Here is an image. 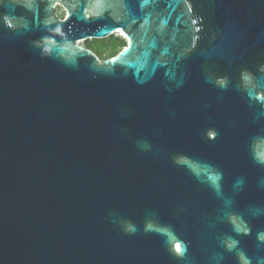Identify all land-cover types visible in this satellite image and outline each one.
Returning a JSON list of instances; mask_svg holds the SVG:
<instances>
[{
  "label": "water",
  "instance_id": "1",
  "mask_svg": "<svg viewBox=\"0 0 264 264\" xmlns=\"http://www.w3.org/2000/svg\"><path fill=\"white\" fill-rule=\"evenodd\" d=\"M262 235L264 0H0V264H264Z\"/></svg>",
  "mask_w": 264,
  "mask_h": 264
},
{
  "label": "flooded vegetation",
  "instance_id": "2",
  "mask_svg": "<svg viewBox=\"0 0 264 264\" xmlns=\"http://www.w3.org/2000/svg\"><path fill=\"white\" fill-rule=\"evenodd\" d=\"M64 14L65 13H64L63 9L59 6V15L61 17H64ZM113 36H117V37L120 38L119 39V43L116 44V42L113 40ZM107 38H109V43H110L109 46H108L109 49H113L116 46H120V48H119V50L117 52H119L128 43L126 39H124L123 37H121V34L120 35H112V36H109ZM107 38H105V39H107ZM105 39H94V38H91V39H87V40H85V41H83L81 43L85 47L90 48L91 50H93L100 57L99 53L96 51V47L93 44V42H95L96 40H104V43L106 44V40Z\"/></svg>",
  "mask_w": 264,
  "mask_h": 264
},
{
  "label": "rangeland",
  "instance_id": "3",
  "mask_svg": "<svg viewBox=\"0 0 264 264\" xmlns=\"http://www.w3.org/2000/svg\"><path fill=\"white\" fill-rule=\"evenodd\" d=\"M106 40V44L104 43V40H96L95 42H93V44L95 45V47H96V51H98V50H103V49H105L104 51H105V55L106 54H112V53H116L118 50H119V48H120V46H116V47H114L113 48V50H111L110 51V49L108 48V46H109V38H107V39H105Z\"/></svg>",
  "mask_w": 264,
  "mask_h": 264
},
{
  "label": "trees",
  "instance_id": "4",
  "mask_svg": "<svg viewBox=\"0 0 264 264\" xmlns=\"http://www.w3.org/2000/svg\"><path fill=\"white\" fill-rule=\"evenodd\" d=\"M119 37H117V36H113V40L116 42V44L117 43H119ZM105 49H103V50H98L97 52L99 53V55H100V57H101V59H106V58H109V57H111V56H113V55H115L116 53L114 52V53H112V54H104L105 53V51H104ZM111 50H113V49H110V51ZM118 53V52H117Z\"/></svg>",
  "mask_w": 264,
  "mask_h": 264
},
{
  "label": "snow or ice",
  "instance_id": "5",
  "mask_svg": "<svg viewBox=\"0 0 264 264\" xmlns=\"http://www.w3.org/2000/svg\"><path fill=\"white\" fill-rule=\"evenodd\" d=\"M221 83H223V81H221ZM261 239H264V235L261 236ZM229 247H231V245H229ZM177 250L179 251L180 250V246L177 245Z\"/></svg>",
  "mask_w": 264,
  "mask_h": 264
}]
</instances>
